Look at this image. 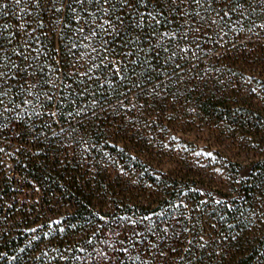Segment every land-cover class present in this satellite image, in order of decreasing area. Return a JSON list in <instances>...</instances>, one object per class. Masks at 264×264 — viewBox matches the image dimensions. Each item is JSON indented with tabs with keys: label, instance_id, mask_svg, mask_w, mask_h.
Instances as JSON below:
<instances>
[{
	"label": "trees",
	"instance_id": "trees-1",
	"mask_svg": "<svg viewBox=\"0 0 264 264\" xmlns=\"http://www.w3.org/2000/svg\"><path fill=\"white\" fill-rule=\"evenodd\" d=\"M6 2L0 37L16 33L12 45L43 70L38 87L65 103L55 118L47 108L31 114L41 112L44 98L21 105L28 94L12 81L15 104L4 103L18 117L0 107V264H264V0H201V7L189 0L208 24L198 47L177 61L184 71L168 80L136 66L149 78L141 87L162 84L157 91L165 94L155 98L119 78L109 85L103 65L92 68L109 55L88 38L103 23L94 8L95 24L67 0L81 19L70 14L58 24L62 13L54 16L48 0ZM169 19L166 29L184 22ZM12 45L0 38L6 51ZM171 69L169 62V75ZM196 133L253 153L249 176L230 191L236 196L204 198L202 167L176 146L181 134Z\"/></svg>",
	"mask_w": 264,
	"mask_h": 264
},
{
	"label": "snow or ice",
	"instance_id": "snow-or-ice-1",
	"mask_svg": "<svg viewBox=\"0 0 264 264\" xmlns=\"http://www.w3.org/2000/svg\"><path fill=\"white\" fill-rule=\"evenodd\" d=\"M73 2L85 13V16L92 19L93 24L96 23L95 14L89 16V8H94L96 13L102 14L103 23H99L96 28H91L88 32V38L96 39L99 42V47L109 55H105L100 64H93L92 68H99L103 65L104 69L113 77V79L107 80L109 85L115 83V78H119L121 82L127 81L133 87L138 88L145 96H152L153 98L165 94L163 90L157 91L162 89V84H153L150 89L141 87V83L149 82V78L145 76V71L138 72L136 66L142 63L145 70H151L153 73L163 75L166 79L171 80L172 77H176L178 73L184 71L181 63L177 61H183L184 54L190 51L191 47L195 45V40L199 38L198 34H201V26L208 24L205 17H200L198 12L193 14L190 11L189 0H73ZM192 2L197 7H201V0H192ZM214 2L215 0H206L209 6ZM13 3L19 6L21 0H13ZM31 3L39 6L41 0H31ZM150 3L152 4V11L147 10ZM48 4L54 16L62 13L57 18L58 24H61L64 18L70 14L75 20L81 19L79 13L76 12V8L71 7L67 0H48ZM85 5H88V7H84ZM141 7L144 8L143 12L140 11ZM7 9L8 3L6 0H0V10L7 14ZM204 10L209 11L212 9L205 8ZM166 13L168 14L166 15ZM169 16L172 17V20L180 17L184 22L176 30L166 29V26L171 23ZM125 20H127V24ZM39 23L42 25L43 21ZM18 27L22 30L25 28V24L21 22ZM85 27H89L87 23ZM85 27L80 28L81 33L85 31ZM261 27L264 28V24ZM3 28L8 29L9 25L5 24ZM15 35L16 33L7 32L6 36L0 38L6 39V42L12 45L11 37ZM101 35L106 36L108 39L101 40ZM173 44L175 45L174 48L171 47ZM195 46L198 47V45ZM24 47L27 49L30 48V45L25 44ZM116 48L122 50L117 52L115 51ZM91 50L92 52L96 51L95 48ZM161 51L167 53V55L162 63L157 65L154 61L160 59ZM142 52H147L148 55H145L141 62L140 55ZM12 55H15L16 60L12 59ZM130 57L135 58L129 59ZM16 61H19V63ZM169 62L172 65L171 75L168 74ZM91 70L90 68L89 71ZM126 70H130L131 76L136 77L135 81L125 74ZM42 71L38 66L33 67L25 52L15 45H12L8 51L0 46V107L4 112H12L18 117L15 108L4 103V99L7 98L10 104H15V101L9 95V90L13 87L12 81H15L19 94L23 96L26 93L29 97L22 99L21 105L31 106L33 101L40 103L41 96L46 102L41 106V112L38 113L33 108L31 114L41 115L44 109L47 108L50 118H55L58 115L65 101L60 95H57L54 99L53 94L38 87L44 82L42 76H37V73ZM82 75L86 76L87 73ZM181 79H183L182 76L178 77L176 83H180ZM47 83L52 84V80H48ZM53 87L59 92L60 86L53 85ZM126 91L130 92L131 88H127ZM80 95H83V92ZM131 99H135V96ZM91 103L95 105L97 101L93 99ZM53 105H55V110H53ZM131 106L134 107L135 105ZM16 107H20V105ZM24 111L27 113V108ZM216 203H220V201ZM185 207L187 206L185 205ZM184 231H188V229L185 228ZM200 239L203 240V237Z\"/></svg>",
	"mask_w": 264,
	"mask_h": 264
},
{
	"label": "rangeland",
	"instance_id": "rangeland-1",
	"mask_svg": "<svg viewBox=\"0 0 264 264\" xmlns=\"http://www.w3.org/2000/svg\"><path fill=\"white\" fill-rule=\"evenodd\" d=\"M206 139L208 136L201 133L181 134L176 146L188 148L187 151L194 158L195 164L202 167L206 185L203 187L204 198L209 196L208 193L214 194L219 200L236 196V193L230 194V191L237 180L249 176L253 153L238 148L229 139L225 141L224 146L212 145ZM218 189H224L226 196L214 192Z\"/></svg>",
	"mask_w": 264,
	"mask_h": 264
}]
</instances>
